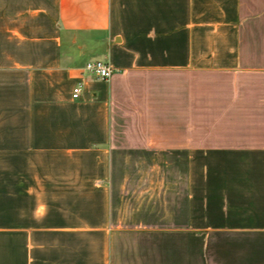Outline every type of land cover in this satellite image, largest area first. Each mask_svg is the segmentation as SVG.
<instances>
[{"label": "crops", "instance_id": "0c3cea01", "mask_svg": "<svg viewBox=\"0 0 264 264\" xmlns=\"http://www.w3.org/2000/svg\"><path fill=\"white\" fill-rule=\"evenodd\" d=\"M0 264H264V0H0Z\"/></svg>", "mask_w": 264, "mask_h": 264}, {"label": "built area", "instance_id": "2783aa9c", "mask_svg": "<svg viewBox=\"0 0 264 264\" xmlns=\"http://www.w3.org/2000/svg\"><path fill=\"white\" fill-rule=\"evenodd\" d=\"M85 69L87 72L95 74L101 79H109L114 73V68L110 65V63L102 59L88 62ZM81 91L82 85H77L73 92L74 98H79Z\"/></svg>", "mask_w": 264, "mask_h": 264}]
</instances>
